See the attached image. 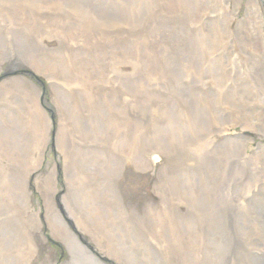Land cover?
Segmentation results:
<instances>
[{
    "label": "rangeland",
    "instance_id": "374dc122",
    "mask_svg": "<svg viewBox=\"0 0 264 264\" xmlns=\"http://www.w3.org/2000/svg\"><path fill=\"white\" fill-rule=\"evenodd\" d=\"M167 2L168 0H134L133 6L142 8V15L134 17L129 16L130 13L123 16L116 14L108 5L106 6L105 3L101 2L99 4L96 0H0V73L5 68H10L9 72L11 74L4 76H7L12 82L17 79V81L22 79L33 82L41 90V106L48 113L47 118H49L46 120L47 118L44 116L41 119V124L34 121L32 111L24 106V98L19 82L15 83L17 81H14L7 89L0 91V201L1 204L4 203L7 206L9 213L13 212L14 209L17 213L24 208L23 206H30L38 216L37 224L39 227V230H37L34 225L28 223V221L31 222L29 220L30 216L25 214L24 211L21 214L17 213V217L8 221L7 225L5 214L1 213L0 264H48L50 262L51 264H68L74 258L75 251L72 252L65 245L63 247L65 234L63 235L59 227L65 230L69 236L76 237L81 244V246L79 245V249H81L79 252L82 256L88 257L89 264H97L95 261L97 257L101 256L100 248L91 241L90 231L92 230L102 233L103 236H105L103 231L108 237L112 235V247L111 252H109L110 254L115 253L116 257L114 256V259L108 256L109 264H207L211 258L208 256L207 247L212 245L214 252L215 247L222 240L215 235L208 236L207 232L194 235L195 220L191 212V206L199 195L202 199H199L201 202L198 204L205 209V222L208 210L207 200L211 199L219 201L220 206L224 204L227 216L232 214L235 207H239L242 210L245 224L247 222L252 224L248 227L244 226L243 223L238 225L239 229L236 234L231 235L233 244H237V242L247 243L255 233H259L264 240V217L262 218L259 214L260 210H264V190L260 195L258 194L253 198L251 197L255 192H248L253 184L261 186L259 174H253L251 179L240 178L236 176L237 174L235 175L237 170L233 169L232 160H229L228 165H223L220 160L215 162L205 161L200 157L202 153H195L196 155L190 153L191 151H199L201 148L206 149L211 154L219 152V145H222L225 138L221 135L213 136L218 144L216 143V145L210 147H208V144L211 141L204 143L201 140L195 143L190 140L196 134L191 129V123H195V127H202L206 121L207 127L209 124L212 125L211 122L215 119L213 118L215 115L218 116V121L225 122V117L224 119L222 117L225 108L222 107L227 105L231 107L232 104L240 102L243 97V92L240 90L241 87L236 79L228 84L229 89L232 91V97L229 94L223 96L220 92L221 83L224 82V71L227 68L225 59L234 61L236 58L228 56L226 51L221 53L217 50L208 54L205 53L210 51L211 47L217 49L219 42L225 45L229 39L238 42V38H242L234 36L235 33L228 37V31L225 29L226 25L222 20L215 21L217 20L214 19L216 14L209 9L210 0H196L194 5L188 3V6L184 2V8L179 9L178 13L183 15L182 12H184L186 24L182 27V30L185 35L189 29L191 31L197 29L193 37H196L195 39L200 41L201 45L209 47L207 51L202 52L203 54L199 60L196 59L195 63L193 62L194 67L192 68L191 64L187 66L189 60L182 53L176 57L178 60L175 59L169 63L171 66L169 67L166 58L162 54L163 52L158 50L156 55H151V61L154 59L157 68L144 74L153 79L154 83L162 85L153 89L152 94L157 93L164 97V95H168V92L176 91L178 97L173 99L172 104L177 114L179 113L182 124L186 125L188 123L187 118L190 117L189 130L184 129L187 136L181 138L179 136L177 142L174 140L173 144L169 143V149L175 153L171 163H169L165 154L159 152L155 154V156L157 155L156 160L154 159L152 162L150 155L145 153L141 143L136 144L132 141L131 133L128 130L130 118L126 122L127 117H131V115L125 112L126 105L121 106L119 103L108 102V94L101 91L112 84L109 83V77L113 76L109 73L103 72V76L100 75V79L98 78V81H103V83L98 82L101 86L100 89L98 88L99 90L92 86L85 90L86 92H81L76 89L74 91V89L70 90L64 87H52L51 76L48 72L50 66L47 62H42L40 72L33 68L36 62L38 66H41L36 57L38 56V58L52 59L51 62L54 63L52 70L62 69L74 73L79 70L78 61L82 62L84 58H76L74 54H71V50L70 54L68 50H60L58 53L50 54L48 51L52 50L47 49L42 54L40 49L43 47L36 46L30 40L32 38L30 36H33V25H47L49 22L55 21L58 16L66 22L72 23L69 24L72 28L69 26L68 29H71L74 36H78L79 32L88 35V37L96 35L98 36H95L97 39L94 40L96 44H102L103 46L100 47H107L110 52L115 48L117 49L118 46L124 48L129 43L134 46L135 40L147 49L149 44L155 42H151L152 37L145 31L142 33V30L138 28V20L143 22V19H146L143 22V24H146L149 8H153L150 14L155 15L160 12L167 17H172L173 12L166 8ZM151 3L153 5H150ZM254 3L256 4L255 9L264 15V5L261 0H254ZM247 4L248 0H241L237 10L235 0H229L223 5L226 10L230 7L229 12L237 20H243L247 16ZM106 7L109 10L108 13ZM131 8L133 7H130L129 10L132 13L133 9ZM203 21L207 22L203 23ZM258 22L262 25L263 21L261 22L258 19ZM82 24H88V27ZM89 31L92 33H89ZM174 32L171 29L163 30L159 41L169 39V44H166V46L174 51L172 55L175 56L177 54L176 42L178 36ZM16 34L19 37H15ZM185 35L182 37H185ZM34 38L41 42L46 37ZM48 38L46 39L50 40ZM51 38L53 40L58 39V37ZM228 47L230 51L234 50L232 47ZM249 52L251 54L255 53L253 49ZM256 52L261 56L258 50ZM46 53L48 55H44ZM55 54H58V56L56 57ZM234 54L239 56L238 52ZM143 55H146V52ZM117 56L108 58L105 67L118 70L119 74L124 77L136 75L137 71H134V69L142 65L143 57L138 54L135 56L134 61L131 57L123 58L119 54ZM213 60L214 63H212ZM236 61L238 62L237 59ZM19 65H21V68L16 70ZM214 67L218 69L217 75L211 70ZM90 68L93 69L91 65ZM206 70L207 72L210 71L212 76L208 75L204 82L200 80L201 83H198L194 90L203 95L213 94L210 98L203 97L201 99L202 107L200 108L204 109L201 115H197L193 112L194 106L190 104L191 102L184 95L187 93V79L185 80L184 76L203 75L202 73ZM56 80H62V78L58 77ZM93 80L95 79L93 78ZM189 83H191V80H189ZM104 84H107V86L104 87ZM122 85L119 90L120 97L125 101V98L130 100L132 95H125V93L132 92V82H125ZM95 87H99V85ZM163 92L166 94H163ZM86 93H97L107 98L101 104L96 103V106H91L86 100V97H88ZM217 105H219L218 108H216ZM137 109L142 110V106H137ZM227 115L229 114L225 116ZM90 117H96L100 120L105 119L106 123L103 124L106 127L100 125L93 127L89 123ZM111 119L114 120L111 121ZM233 119L236 120V117H233ZM45 121L46 129L50 128L51 133H44ZM36 124L41 126L40 132ZM230 125L227 124L223 127L228 136L243 143L242 147L239 145L235 146L236 149L233 148L232 152L234 154L241 151V149L247 150V148L253 152H262L261 149H264V129L251 133L240 125ZM125 126L128 128L126 129ZM147 127H145V135L149 137L160 136L165 139V128L159 130L158 127L155 129L151 125L147 131ZM185 127L183 126V128ZM64 128L68 136L62 135ZM38 132L44 136L50 134V143L47 147L40 144ZM137 136H139L138 132ZM165 143L163 142L164 145ZM172 146L173 149H171ZM133 147H139V149L133 151ZM78 150H81L80 155H78ZM184 150L188 151V156ZM131 151L137 152V155L130 156ZM42 152L44 153L42 166L32 176V186L23 194L26 181H23L20 175L27 170L24 161L28 158L39 161ZM182 152L187 158L179 155ZM233 157L235 162L240 161L235 156ZM240 163L245 164L241 161ZM229 167L231 173L223 179L222 187L216 188L214 193L209 191L206 194V187L213 186V180L206 179V176L215 178V174L210 175L209 173L219 171L222 173L221 178ZM99 168L107 169L104 181L94 178V176L102 173ZM54 171H57L59 176L56 185L54 183L56 178H53ZM163 171H168L165 176L167 181L164 183L165 187L159 191L157 190V184L160 176L163 177L161 175ZM51 173L52 177L50 176ZM108 176L117 181L115 186L118 194L122 197L120 202L128 207L129 221L134 222L135 226L137 225L134 231V235H137V237H133L134 240L130 243L134 245L136 253L128 249L131 247L130 245L123 244L120 233L117 234L112 229L113 227H106V225L109 226L114 222L113 217H108L106 214L104 216L106 222L99 221L94 228H90L88 220H85V218L90 221L98 220V217L89 212L91 216L87 212V201L92 204L97 203L98 213H101L104 209L106 210V208L112 209L109 201L113 195L110 189L111 186L106 180ZM83 180L88 183L85 190H81L80 186ZM2 186L4 194L1 193ZM53 187L58 191L54 193ZM246 188L247 192L245 193L244 189L246 190ZM14 193L15 196L11 197ZM246 197L250 199L246 201ZM50 198L54 202V208H51L52 213L58 215L59 223L49 215L51 209H48L50 207L46 201H49ZM135 206H138V208H135ZM201 214L198 215V229H201L199 226L202 223L200 221ZM76 221H79V224L81 223L84 228L88 229L89 233H84L82 230L75 231ZM220 223L224 226L222 222ZM223 232L226 234L225 231ZM247 237L250 238L246 241ZM194 239L202 241V245L200 247L196 246ZM225 246L226 243L222 245L223 249ZM140 248L145 251L142 256H149L145 257L143 261L137 257L140 254ZM223 249H221V253ZM252 255L257 257L260 254L252 253ZM213 256L216 260V256ZM259 258H262V255ZM146 259H148V262H146Z\"/></svg>",
    "mask_w": 264,
    "mask_h": 264
},
{
    "label": "bare ground",
    "instance_id": "6f19581e",
    "mask_svg": "<svg viewBox=\"0 0 264 264\" xmlns=\"http://www.w3.org/2000/svg\"><path fill=\"white\" fill-rule=\"evenodd\" d=\"M95 1V0H92ZM99 4L105 3L106 6L108 5L111 10L114 11L116 14L120 15H126L128 13L129 16H134L137 17L138 15H142V8L139 6L134 7V0H96ZM153 1V0H152ZM229 0H210V8L211 11L216 14L217 19L215 21H220L222 20L223 23L226 25V31H228V37H231L233 33H235L234 36L237 37H242L238 38V42L235 40L229 39V41L223 45L219 42L218 48L214 49L211 47V50L205 53H210L211 51H217L221 53L223 52H228V56H232L236 59L234 61L227 60V68L224 71V82L221 83V93L223 96L225 95H230L232 94L231 89H229V83L231 81H235V79L239 82L240 85V90L243 92V97L240 102H236L235 104H232V106H224L222 108H225V110L222 112V117L224 119L225 117V122L224 121H218L217 118L218 116L215 115L214 120H212V125L209 124V126L206 127V121L205 124H203L202 127L196 126L195 123H191V129L193 130L195 134L194 138H190L193 142H198L203 140L204 143L207 141H211L208 145L210 147L211 145H216L218 142H215V135H221L225 139L222 141V145H219V152L218 153H210L209 151L203 150L204 148H201L199 151H191L190 153L192 154H198L202 153L200 157H202L205 161L207 162H215L216 160H220L223 165L229 164V160L233 161V169L237 170L235 172V175L240 178L244 179H251L253 178V174L257 173L259 174V179H260V185L261 186H256V184H253L251 188L249 189L248 192L254 191V195L251 197H255L256 195H260L263 190H264V149H261L262 152L258 151H250L248 148L247 150L241 149L238 153L234 154L233 148L236 149L235 146H239L242 144L241 142L236 141L235 139H232L228 136L226 133L227 131L224 130L223 127H225L227 124H231L230 126H235V125H240L243 129L247 130V132H259L260 130L264 129V15L261 14V12L257 11L255 9V3L254 0H248L247 4V16L243 20H237L234 16L231 15V12L226 10V7L223 5L227 3ZM101 2V3H100ZM184 2L190 5H194L196 3V0H168L166 8H169L171 12H173V16L167 17L163 15V13H152L153 8H149V13L147 12V21L146 24H143V22L146 19L138 20V28L142 30V33L145 31V33L149 34L151 38V42H155L152 44H149L147 46L148 48L144 47V45H140L136 40L134 41V46L129 43L128 45H125L124 48L122 47H117L111 52L107 49V47H100L103 46L102 44L97 45L94 40H97L95 36L93 37H88V35L82 34L79 32V35H73L71 33V29H68L70 26L72 28L69 21L66 22V20L61 19L56 17L55 21L49 22L47 25H33L34 29L32 31L33 36L30 40L32 43H34L36 46L38 45L39 47H43L40 49L41 53L43 54L44 50L47 51V49H50L52 51H48L50 54L55 53L60 50H68L70 54H74L76 58L80 57L83 58L82 62L78 61V67L79 70L76 72H67L62 69H57L52 70V66L54 65L52 59L46 58V57H41L39 55L38 61L41 63V66H38L35 63V67H33L37 72H40L42 69V62H47L48 65L50 66L49 69V75L51 76L50 80L52 83V87H64L66 89H70L75 91L80 90L81 92H86L85 90L89 89V87L94 86V88H101L100 83H103V81H98V78L100 75L103 76V72L109 73V75L113 77L110 78V82L112 83L111 86H107V84H104V87L107 86V90L102 89L101 91L106 92L108 94V102H112L114 104L119 103L121 106H125L126 110L125 112L129 113L131 117H127L126 122L128 121V127H129V132L131 133L132 136V141L137 143H141L143 150H145V153L150 155V159H152V162L154 159L156 160V153H162L165 154L169 160V163L172 162V159L174 158L175 153H173L169 148V143L171 142L173 144L174 140L177 142L178 138L181 137H186L184 133V129L189 130V124H190V117L187 118V124H182V119L179 115L177 114L176 109L174 108L172 101L176 97H178L176 91H171V93L168 92V95L163 92L164 97L162 95H159L157 93L152 94V90L155 89L157 86H162L159 85V83H154L155 81L151 78H148L144 74L148 71H153L155 68H157V65L154 62V59L151 61L152 56L156 53H158V50L162 51L164 57L166 58L169 63L172 62V60H175L176 57L182 53V55L187 56V59L191 62L188 61V65H192V68L194 67L193 62L195 63L196 59L199 60L201 55L203 54L202 52L207 51L209 47L204 46L203 44H200V41L195 39L196 37H193L194 34H196L197 29L194 31H191L190 29L188 30V33L185 35V33L182 30V27L186 24V19L184 17V12H182L183 15H179V9L184 8ZM262 4L264 5V0H261ZM241 0H235V7L237 10V6H240ZM166 4V3H165ZM150 5H153L152 3ZM133 7L132 13L130 12L129 8ZM128 8V9H126ZM107 13L109 12L108 8L106 7ZM104 11V10H103ZM259 15H258V13ZM163 15V16H162ZM122 18V17H121ZM141 18V17H139ZM258 19L261 20L262 25L260 22H258ZM238 21V23L236 22ZM148 22V23H147ZM207 21H203V23H206ZM87 26L88 24H82ZM236 25V27H234ZM88 27V26H87ZM67 28V29H66ZM234 28V29H231ZM166 29H171L174 30L176 33L177 37V42H176V49H177V54L172 55L174 51L170 49L169 47L166 46L168 45L169 42L168 40L165 41H159L160 35L163 32V30ZM70 31V32H69ZM92 31V30H91ZM89 31V33H92ZM40 33V34H39ZM185 37H182L184 36ZM233 36V37H234ZM244 36V37H243ZM15 37H19L18 34H16ZM40 38V37H49L47 40L44 38V41L38 42L35 40V38ZM51 37H58V39L53 40ZM98 37V36H96ZM250 37V38H248ZM84 41L82 43V41ZM105 40V39H104ZM103 40V41H104ZM106 41V40H105ZM137 46V47H136ZM228 46L232 47L234 50L230 51ZM89 47V48H88ZM135 48V49H134ZM237 49V50H235ZM253 49L255 53L251 54L249 51ZM150 50V51H148ZM229 50V51H228ZM256 50L259 51L260 55L259 56L256 52ZM110 52V53H109ZM146 52V55H143ZM235 52H238L239 56L234 54ZM149 53V54H148ZM123 56L124 57H131L135 61V56L138 54L143 57L142 65L138 66V68H135L134 71H137L136 75L127 76L124 77L123 75H120L118 70H111L106 68V61L108 58L112 57H118L117 55ZM171 54V57H170ZM44 55H48L47 53ZM152 55V56H151ZM57 57L58 54H55ZM258 56V57H255ZM223 58V57H222ZM87 63H86V60ZM178 60V59H176ZM137 62V61H136ZM215 61L213 60L212 63ZM138 63V62H137ZM89 64V65H87ZM211 64V63H210ZM90 65L93 67V69L90 68ZM21 65L17 66L16 70L20 67ZM210 67V66H209ZM100 68V69H99ZM191 68V69H192ZM137 69V70H136ZM10 68L7 69L5 68L2 73H0V91H3L7 89L9 86H11V83L13 82L8 79L7 76H4L6 74H11L9 72ZM14 71V69H12ZM209 70V69H208ZM214 74L217 75V70L215 67L211 68ZM98 71V72H97ZM12 72V71H11ZM42 73V72H41ZM60 73V74H59ZM197 73V72H196ZM200 73V72H199ZM147 74V73H146ZM203 75H198L196 76L195 74L193 75H188L184 76V79L186 81V90L187 93L184 95L186 96V99L191 102L190 104L194 106L193 112L197 115H201L202 111L204 108L202 107V100L204 98H210L211 95H203L201 93H197V91L194 90V87L198 85V83L204 82L205 79L207 78L208 75L210 77L212 76L211 72H206L204 71L202 73ZM57 75V76H56ZM58 77L62 78V80H56ZM93 78L95 80H93ZM54 79V80H53ZM100 79V78H99ZM183 79V80H184ZM131 80V81H130ZM189 80H191V83H189ZM201 80V82H200ZM230 80V82H228ZM9 81V82H8ZM20 84V88L22 90V97L24 98V106L27 108H30L32 111V114L34 116V121L40 122L41 124V119L45 116L47 118L48 113L44 110V108L41 106V101H40V93L41 90L34 85L33 82H29L27 80H19L15 83ZM62 82V83H61ZM125 82H132V92L131 93H125L128 95H132L130 100H123L119 94V90L122 88V84H125ZM94 84V85H93ZM117 84V85H116ZM96 85H99V87H95ZM113 87V88H112ZM103 88V87H102ZM98 89V90H99ZM64 90V89H63ZM192 91V92H191ZM174 92V93H173ZM88 97H86V100L91 106H96V103L101 104L104 102V100L107 98L106 96L100 95V94H94V93H86ZM176 94V95H175ZM232 97V96H231ZM121 98V99H120ZM161 99V100H159ZM137 106H142V110H138ZM223 106V105H222ZM172 107V108H170ZM199 107V108H198ZM219 105L216 106L218 108ZM221 108V106H220ZM201 109V112H200ZM226 114H229L225 116ZM200 117V116H199ZM233 117H236V120L233 119ZM47 118L46 120H48ZM114 119H111L113 121ZM89 123L95 127V126H101V127H106L105 124V119L100 120L96 117H90ZM110 123V122H109ZM38 127V130L40 132L41 126L39 124H36ZM155 127V129L158 127L160 129H164L165 131V139H162L160 136H154V137H149L146 134V130L151 127ZM183 126H186L183 128ZM125 126V128H128ZM125 130V129H123ZM38 132V135L40 137V144L43 146L47 147L50 143V134L49 135H42ZM137 132L138 135L137 136ZM44 133H51L50 128L46 129V121H45V132ZM43 133V134H44ZM62 135L68 136V133L66 129L64 128L62 130ZM141 134V135H140ZM178 134V136H176ZM37 135V136H38ZM150 138V139H149ZM185 139V138H182ZM166 140V141H164ZM131 141V143H132ZM165 143V145L163 144ZM116 145V143H115ZM140 147V148H142ZM175 147V146H174ZM247 147V146H246ZM61 150V147L59 148ZM133 151H137L139 147H133ZM173 149V146L171 147ZM234 149V150H235ZM186 151V150H184ZM44 152V149H43ZM41 153V159L39 161L33 160L32 158H28L24 161L25 168L27 169L25 173L22 175V180L26 181V187L24 190L27 192V189L32 186L31 179L34 173L42 166V160H43V155L44 153ZM187 156H188V151ZM81 154V150H78V155ZM179 154V153H177ZM195 154V155H196ZM137 152H132L130 153V156H136ZM154 155V156H153ZM185 158H187L184 153L179 154ZM191 156V155H190ZM236 159H239L242 163H245L242 165L240 161L235 162L234 157ZM68 159V158H67ZM66 159V160H67ZM189 162V161H188ZM67 165V163H66ZM210 167V166H208ZM207 168V167H206ZM211 168V167H210ZM102 173H99L98 176H94L96 180H105L106 175H107V169L99 168ZM217 171V170H216ZM227 172L224 173L223 177L220 178L221 172L217 171H212L211 174H215V178H212L210 176H206V179L208 180H213L212 184L213 186H207L206 187V194L207 192L211 191L210 193H214L216 188H221L222 187V182L223 179L226 178L228 174L231 173L230 167L226 170ZM106 172V173H104ZM54 176L53 178H56L54 180V183L59 181V176L57 175V171L53 172ZM59 174V171H58ZM168 174V171H163L160 176V180H158L157 184V190L161 191L162 188L165 187V184L167 179L165 176ZM52 177V173L50 174ZM236 178V177H235ZM107 183L111 186V192L113 197L109 202H111L112 209L106 208V210L102 211L101 213L97 212L96 205L97 203L94 202L88 203L86 202V210L87 212L95 215L98 217V220H92L89 222L90 228H94L96 226V223L101 221V222H106L105 220V215L107 214L108 217H113L114 222L111 223L109 226L106 225V227L110 228L113 227L116 231V233L121 234V239L123 244L126 243L127 245H130L128 249L132 251L133 253H136V249L134 248L133 244H130L134 238L137 237V235H134V231L137 228L128 218V207L124 206L122 201V197L118 194L117 187L115 184H117V181L112 180L110 176L106 179ZM226 181V180H225ZM88 183H86L85 180L81 182V190H85L87 188ZM4 186V184H3ZM2 186L1 193L4 194V189ZM83 187V188H82ZM259 189V190H258ZM54 193L58 191L53 187ZM259 193H258V192ZM43 192V191H42ZM244 192H247L244 189ZM15 193L11 196L14 197ZM20 198V197H19ZM56 199V197H54ZM206 198V195H205ZM199 199H202L201 196H197L195 198V201H193L192 206H191V212L194 216V222H195V227H194V235H201L203 232H207L208 236L212 237L215 235L218 239L222 240L220 244H218L213 252L212 245L208 246V256L211 258L209 259V262L207 264H264V240L262 237L259 235V233H255L251 238L247 237L246 241L248 238L247 243H240L237 242V244H233V238L231 237L232 234H236L237 230L239 229L238 225H241L242 223L245 224V219L242 213V210L239 207H235L232 214H229L227 216V211L224 208V204L220 206V202L217 200H207L208 201V210H207V220L205 222L204 216H205V209H203L198 203L201 201ZM223 200V198L221 197ZM250 199L249 197H246L245 200L247 201ZM229 200V199H228ZM250 202V200H249ZM46 203H49L48 209L54 208V202H52V199L50 198L49 201H46ZM3 204V205H2ZM0 201V214H5L6 217V225L8 224V221L15 219L17 216L16 214L19 213L21 214L22 211H24L25 214L29 215L31 222L28 221L29 224H32L35 226L37 230H39L38 227V216L33 209L30 208V206H23L22 210H19L17 213L16 210L14 209L13 212L9 213L7 210V206ZM205 205V201H204ZM206 206V205H205ZM135 208H138V206H135ZM84 210V208H83ZM52 209L49 213V215L56 220L57 223H59L58 218L56 214L52 213ZM85 211V210H84ZM89 213V214H90ZM202 213V214H201ZM210 213V215H208ZM264 210H260L259 214L263 218L264 217ZM9 214V215H8ZM15 214V216H14ZM90 214V215H91ZM200 215V221L202 222L199 226L201 229H198L197 224L199 222L198 215ZM8 215V216H7ZM136 215V214H135ZM92 216V215H91ZM100 216V218H99ZM212 217L213 219H211ZM81 222V221H80ZM223 223L224 226L221 225ZM255 223L254 221H251ZM139 223V221H138ZM137 223V224H138ZM81 224V223H80ZM79 224V221L75 222V231L82 230L84 233H87L88 229L84 228L83 225L81 224V227ZM264 224V223H263ZM252 224L250 222H247L244 226L248 227L251 226ZM264 226V225H263ZM67 227V226H66ZM81 227V228H80ZM80 228V229H79ZM59 229L63 232V235L65 234V238L63 241L65 242L63 244L70 249L72 252H74V258H72L71 262H68V264H89V261L87 260V256L84 257L82 254L79 252L81 249H79V245L81 244L77 241L76 237H73L72 235V230L70 231L71 236H69L65 230H62L61 227ZM248 230V228H247ZM69 231V230H68ZM103 231V230H102ZM226 234H224V232ZM231 231V232H230ZM82 233V232H81ZM81 233H79L81 235ZM89 233V232H88ZM87 233V234H88ZM104 235L100 232L96 231H90L91 234V241H93L98 248H100V257H97V260L95 261L97 264H109V259L108 256L111 258L116 257L115 253H111V239L112 235L109 237L103 231ZM126 235H125V234ZM250 235V233H248ZM79 236V235H78ZM108 237V239H107ZM194 244L196 246H201V242L199 240L194 239ZM226 243L225 248L223 249L222 245ZM83 247V246H82ZM221 249H223L221 253ZM91 251V250H89ZM110 251V252H109ZM144 249L140 248V254L137 255L138 258L143 261L145 257H149L147 255H143ZM105 253V255H104ZM252 253H258L262 255V258H259L260 255H257V257H254ZM216 256V260L214 259V256ZM115 256V257H114ZM142 257V258H141ZM104 262V263H103ZM146 262H148V259H146ZM48 264H51L48 263Z\"/></svg>",
    "mask_w": 264,
    "mask_h": 264
}]
</instances>
